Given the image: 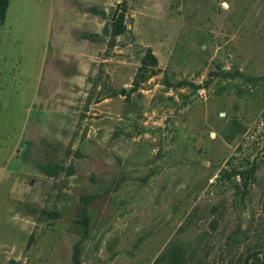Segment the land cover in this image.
I'll use <instances>...</instances> for the list:
<instances>
[{
    "label": "rangeland",
    "instance_id": "obj_1",
    "mask_svg": "<svg viewBox=\"0 0 264 264\" xmlns=\"http://www.w3.org/2000/svg\"><path fill=\"white\" fill-rule=\"evenodd\" d=\"M79 241L81 264L263 258L264 0H9L0 264Z\"/></svg>",
    "mask_w": 264,
    "mask_h": 264
},
{
    "label": "trees",
    "instance_id": "obj_2",
    "mask_svg": "<svg viewBox=\"0 0 264 264\" xmlns=\"http://www.w3.org/2000/svg\"><path fill=\"white\" fill-rule=\"evenodd\" d=\"M9 4V0H0V28L1 26L4 24L5 20H6V13H7V7ZM89 11L94 13V14H100L101 16H103L104 18L107 17V13L105 9H101L97 6H91L89 7ZM112 27H113V34L116 35H120L122 34L125 30H126V26L123 23V14L120 13L118 15V17L113 20L112 22ZM82 38H87V39H91L93 41H97L98 40V34H90V33H84L81 36ZM111 46L115 45V40H111L110 42ZM40 168L49 176H56L58 175L63 167L59 166L58 164H54L52 162H48L45 164H40L39 165ZM91 199V195L87 196L85 198L84 201V207H83V217L80 220L81 225L84 229V233H83V237L82 240L86 239L89 237L90 234V215L88 212V204L90 202ZM80 246H81V241H79L76 246H75V253L73 255V261L74 264H81V260H80ZM258 264H264V256L263 258H260V261Z\"/></svg>",
    "mask_w": 264,
    "mask_h": 264
}]
</instances>
